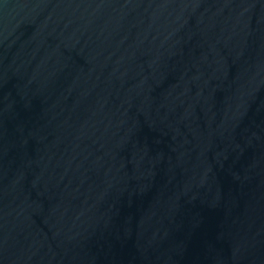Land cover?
Returning a JSON list of instances; mask_svg holds the SVG:
<instances>
[{"label":"water","instance_id":"95a60500","mask_svg":"<svg viewBox=\"0 0 264 264\" xmlns=\"http://www.w3.org/2000/svg\"><path fill=\"white\" fill-rule=\"evenodd\" d=\"M0 264H264V0H0Z\"/></svg>","mask_w":264,"mask_h":264}]
</instances>
